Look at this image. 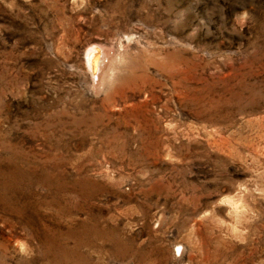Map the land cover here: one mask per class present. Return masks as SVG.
<instances>
[{
	"label": "rangeland",
	"instance_id": "rangeland-1",
	"mask_svg": "<svg viewBox=\"0 0 264 264\" xmlns=\"http://www.w3.org/2000/svg\"><path fill=\"white\" fill-rule=\"evenodd\" d=\"M0 264H264V0H0Z\"/></svg>",
	"mask_w": 264,
	"mask_h": 264
},
{
	"label": "bare ground",
	"instance_id": "bare-ground-1",
	"mask_svg": "<svg viewBox=\"0 0 264 264\" xmlns=\"http://www.w3.org/2000/svg\"><path fill=\"white\" fill-rule=\"evenodd\" d=\"M100 58H101V51L99 50V48L96 47V45L88 48L86 53V59H87V63L89 64V67H91L94 70L99 69L100 63H102L103 61L102 60L100 62Z\"/></svg>",
	"mask_w": 264,
	"mask_h": 264
}]
</instances>
